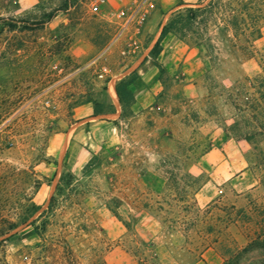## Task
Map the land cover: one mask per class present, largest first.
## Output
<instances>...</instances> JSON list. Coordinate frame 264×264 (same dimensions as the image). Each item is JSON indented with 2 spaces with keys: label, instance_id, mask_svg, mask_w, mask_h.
Listing matches in <instances>:
<instances>
[{
  "label": "rangeland",
  "instance_id": "1",
  "mask_svg": "<svg viewBox=\"0 0 264 264\" xmlns=\"http://www.w3.org/2000/svg\"><path fill=\"white\" fill-rule=\"evenodd\" d=\"M137 1L0 0V229L16 225L0 264H220L252 237L264 135L243 136L264 20L250 57L167 34L153 58L170 12L199 0H155L140 25L110 15ZM129 76L120 116L111 88ZM60 174L71 185L38 236Z\"/></svg>",
  "mask_w": 264,
  "mask_h": 264
},
{
  "label": "trees",
  "instance_id": "2",
  "mask_svg": "<svg viewBox=\"0 0 264 264\" xmlns=\"http://www.w3.org/2000/svg\"><path fill=\"white\" fill-rule=\"evenodd\" d=\"M178 6L182 7L171 11L165 23L160 27L158 37L149 51L150 56L156 58L161 50L162 39L167 34H173L178 39L188 40L209 52L216 49L215 41L227 42L242 56L250 57L249 48L252 42L259 38L260 26L264 20V0H199L194 3H181ZM133 80L134 77L129 76L119 80L114 86L121 107L120 116L133 102V95L129 89ZM247 81L250 84L253 81L255 85L251 87L256 86L257 89L255 91L257 98H252L256 102L248 107L252 111L251 118L254 124L251 125V132H246L243 136L245 141H250L254 135H264V123L258 122L255 112L256 108H260L261 117L264 119V104H260L261 101L264 102V78L258 75ZM100 105L93 102L94 116L104 113ZM70 185L71 176L60 174L46 208L31 220L32 225L39 222L33 228L36 235L41 236L45 232L49 216L54 213L55 207L60 203V199ZM37 210L38 208L32 209L29 216ZM253 217L256 220L250 240L241 248L227 252V257L220 264H264V210L254 216L245 215L243 219L250 222ZM15 227V224H10L0 229V237ZM65 246V252L71 253L67 245ZM51 252H55V249Z\"/></svg>",
  "mask_w": 264,
  "mask_h": 264
},
{
  "label": "built area",
  "instance_id": "3",
  "mask_svg": "<svg viewBox=\"0 0 264 264\" xmlns=\"http://www.w3.org/2000/svg\"><path fill=\"white\" fill-rule=\"evenodd\" d=\"M155 0H139L128 5L124 10L111 12L110 15L123 20L124 25L134 23L143 24L148 18ZM93 9L96 10L104 3V0H94Z\"/></svg>",
  "mask_w": 264,
  "mask_h": 264
},
{
  "label": "bare ground",
  "instance_id": "4",
  "mask_svg": "<svg viewBox=\"0 0 264 264\" xmlns=\"http://www.w3.org/2000/svg\"><path fill=\"white\" fill-rule=\"evenodd\" d=\"M111 94H112L113 96H115V93H114L113 88H111ZM110 96H111V95H110Z\"/></svg>",
  "mask_w": 264,
  "mask_h": 264
}]
</instances>
